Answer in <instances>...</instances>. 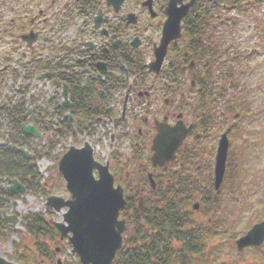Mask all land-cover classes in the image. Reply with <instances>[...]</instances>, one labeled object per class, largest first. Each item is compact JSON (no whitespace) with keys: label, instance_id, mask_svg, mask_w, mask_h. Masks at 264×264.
Returning a JSON list of instances; mask_svg holds the SVG:
<instances>
[{"label":"flooded vegetation","instance_id":"obj_1","mask_svg":"<svg viewBox=\"0 0 264 264\" xmlns=\"http://www.w3.org/2000/svg\"><path fill=\"white\" fill-rule=\"evenodd\" d=\"M172 2L180 9L188 7L187 14L181 21L180 39L169 45L162 68L155 73L150 66L156 62L155 50L161 45L167 10ZM237 9L234 0H0V87L10 91L5 102L0 99V117L5 116L16 130L11 118L20 116L17 131L28 140L23 147L10 143L0 147L9 145L11 151L33 165L38 155H42L32 149L33 142L47 143L48 148H53L54 143L69 134L74 138L79 136L74 106L82 99V113L90 117L84 123V133L127 127L122 133V143L132 142V154L113 155L105 162L116 184L127 181L124 188L136 196V201L171 195L179 185L178 177L187 169L185 163L189 158L183 153L185 144L197 129L196 122H188L187 100H196L205 108L209 105L210 68L222 63L226 56L219 47L220 30L226 33L223 29L232 22L229 11ZM154 22L159 33L153 29ZM147 55L151 57L149 62ZM168 60L170 64L166 65ZM66 87L68 108L63 106L62 96ZM176 87L181 91L180 109L185 108L184 113L171 107L172 99L164 98L166 92ZM43 91L62 98L66 117L58 125L51 122L52 113L38 112L35 107L34 101ZM10 94L15 98L11 99ZM162 98L165 107L156 112L154 103L158 105ZM162 111H165L163 121L154 119L152 123L154 114ZM124 112L125 117L121 119ZM54 114L58 116L57 112ZM180 115L185 126L192 128L177 151L175 162L166 168L152 167L156 124L169 123L172 117L177 122ZM23 126H34L42 140L25 134ZM224 135L230 149L225 132L218 141L215 160ZM22 148L29 152V159L21 153ZM131 166L133 173L134 167L140 168L135 182H131L130 169H127ZM161 172H173V176L163 180ZM3 186L7 192L8 184L4 182ZM198 232L205 235L204 241L217 233L210 227H200ZM263 246L264 243L244 251H261ZM261 255L264 261V253Z\"/></svg>","mask_w":264,"mask_h":264},{"label":"rangeland","instance_id":"obj_2","mask_svg":"<svg viewBox=\"0 0 264 264\" xmlns=\"http://www.w3.org/2000/svg\"><path fill=\"white\" fill-rule=\"evenodd\" d=\"M234 2L238 9L229 11L231 25L223 29L226 33L220 30L222 38L219 47L226 56L222 63L210 68L211 87L207 91L209 105L202 107L192 99L187 100V103L192 104L191 107L188 103L184 108L188 122H196L197 129L185 144L183 153L189 158L185 163L187 169L176 182L183 184L179 193L183 196L192 195V199L184 205L183 212L191 218L192 227H210L217 231L215 235L206 237L204 254L195 257L192 264H264L261 260L264 246L261 251L252 249L243 253H238L235 246L238 238L244 236L255 224L264 221V0ZM153 29L160 32L157 22H154ZM150 58L147 55L148 62ZM177 87L174 91L171 89L166 92L164 98L172 99L174 104L171 107L177 112H183L184 109H180L181 91ZM7 93L10 91L0 87V99L4 102L8 98ZM3 96L5 99H2ZM10 97L15 98L11 94ZM164 98L158 101V105L154 103L156 112L165 107ZM34 103L38 112L53 114L51 122L55 125L66 117V109L61 106L62 98L52 96L50 91H43ZM164 113L154 114L150 120L152 123L154 119L163 121ZM169 123L174 125L176 117H172ZM124 127L116 131L105 128L104 131L97 130L91 135L76 138L67 135L59 143H54L53 148H48L47 143L33 142L32 149L42 154L38 155L35 162L38 177L37 180H29V190L24 196L12 199L18 200L16 211L20 223L17 227L8 225L6 240L0 239V253L4 258L16 264H57L58 260H62L63 264H80L78 257L71 253L70 243L60 241L59 237L44 241L52 250H60L52 260L36 256L35 241L29 236L23 221L29 214H42L48 220L62 222L64 212L55 213L46 207L50 196L69 198L65 182L58 171L60 159L71 146L80 148L86 141L94 148L96 160L102 163L113 155H131L132 142L122 143V133L127 128ZM16 131L17 128L15 130L7 118L1 115L0 146L9 143V139L17 134ZM225 132L230 139L226 173L221 188L215 191V154L218 141ZM134 135H137L136 132ZM113 136L118 138L117 141L111 139ZM133 138L135 141L136 137ZM134 168L135 173L132 166L127 167L130 169L131 182L136 181L140 169L139 166ZM175 168L179 170L180 166L176 164ZM171 173L164 172L163 180L171 177ZM119 184L124 188L128 182ZM125 193L130 194L127 189ZM195 204H199V212L193 209ZM8 206L6 212L11 215L12 203ZM128 231L131 233L132 228ZM22 254L25 256L23 260L19 258Z\"/></svg>","mask_w":264,"mask_h":264},{"label":"water","instance_id":"obj_3","mask_svg":"<svg viewBox=\"0 0 264 264\" xmlns=\"http://www.w3.org/2000/svg\"><path fill=\"white\" fill-rule=\"evenodd\" d=\"M186 8H178L172 2L167 10L168 19L164 25L161 45L155 50L156 62L150 68L159 73L168 52L169 45L181 37V21L187 14ZM63 106L70 107L67 87L62 94ZM125 117V112L121 119ZM171 126L168 123H157V134L153 140L151 163L154 168H165L176 160L177 151L183 146L191 128L183 121ZM120 119V120H121ZM73 118L71 117V123ZM23 132L42 140L34 126H23ZM15 149L16 147H12ZM26 159L30 154L20 150ZM229 140L224 135L220 142L215 160L214 188L218 191L224 181L228 160ZM58 170L69 192L70 198L51 196L46 207L55 213H63V221H50L60 233L61 240H67L72 246L71 253L78 256L81 264H114L116 256L123 248L124 234L127 223L120 219L121 212L126 208L124 189L115 185V178L108 164L96 161L94 149L90 143L77 148L72 146L61 158ZM152 186L155 189L152 176ZM7 192L10 197L23 196L26 187L17 180L7 179ZM18 201L13 202L12 215L3 212L5 221L15 227L19 225V214L16 211ZM140 208H143L141 200ZM199 204L194 205L198 210ZM15 231H18L15 229ZM6 240V234L4 236ZM264 243V222L255 225L245 236L237 240L239 251L247 247H259ZM0 264H15L4 258L0 253ZM62 264V261H58Z\"/></svg>","mask_w":264,"mask_h":264},{"label":"trees","instance_id":"obj_4","mask_svg":"<svg viewBox=\"0 0 264 264\" xmlns=\"http://www.w3.org/2000/svg\"><path fill=\"white\" fill-rule=\"evenodd\" d=\"M83 109V101L80 99L74 106V115L80 125L78 126L79 135H83L86 131L84 123L90 118L83 115ZM19 118L18 115L11 118L17 130ZM9 141L10 144L19 147L25 146L28 142L20 131H17V134ZM171 175L173 176V172ZM36 177L38 175L35 163L31 165L19 153L11 151L9 145L0 147V179L2 181L16 179L29 190V180H35ZM2 181L0 182V239H3V233L7 228L2 212L11 202ZM182 185L176 186L171 195L145 197L144 210L139 209L136 196L127 195V206L121 215L126 220L128 228H132V232H126L123 248L117 254L114 264H192L195 257L205 252L206 243L202 240L203 235L198 232V229L192 227L191 218L183 212L186 203L192 199V195L190 193L191 196H183L184 194L179 193L178 190ZM23 225L35 241L34 254L44 260H52L57 250L56 248L52 250L51 246L44 241L55 240L59 234L49 220L42 214H29L24 218ZM24 257L23 254L19 256L22 260L25 259Z\"/></svg>","mask_w":264,"mask_h":264}]
</instances>
